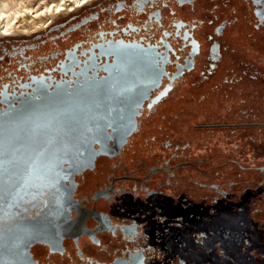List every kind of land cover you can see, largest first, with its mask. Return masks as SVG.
<instances>
[{
    "label": "flooded vegetation",
    "instance_id": "obj_1",
    "mask_svg": "<svg viewBox=\"0 0 264 264\" xmlns=\"http://www.w3.org/2000/svg\"><path fill=\"white\" fill-rule=\"evenodd\" d=\"M126 44L152 60L137 124L75 175L67 232L34 262L264 264V0H102L0 43V108L106 76Z\"/></svg>",
    "mask_w": 264,
    "mask_h": 264
},
{
    "label": "water",
    "instance_id": "obj_2",
    "mask_svg": "<svg viewBox=\"0 0 264 264\" xmlns=\"http://www.w3.org/2000/svg\"><path fill=\"white\" fill-rule=\"evenodd\" d=\"M148 53L120 45L106 76L53 89L37 81L34 94L0 108V264H36L31 247L66 234L75 175L111 148V128L121 145L137 124Z\"/></svg>",
    "mask_w": 264,
    "mask_h": 264
},
{
    "label": "bare ground",
    "instance_id": "obj_3",
    "mask_svg": "<svg viewBox=\"0 0 264 264\" xmlns=\"http://www.w3.org/2000/svg\"><path fill=\"white\" fill-rule=\"evenodd\" d=\"M16 1L0 0V36H9L16 31L30 34L40 28L42 22V26H49L50 18L57 13L72 12L96 0H47L44 5L39 7L26 4L14 9L12 5Z\"/></svg>",
    "mask_w": 264,
    "mask_h": 264
},
{
    "label": "rangeland",
    "instance_id": "obj_4",
    "mask_svg": "<svg viewBox=\"0 0 264 264\" xmlns=\"http://www.w3.org/2000/svg\"><path fill=\"white\" fill-rule=\"evenodd\" d=\"M18 1L19 2L16 1V3H17V4L15 3L16 5L13 3L14 5H12V6L14 7V9H18L21 7V5H26V4H27V6H28V4H29V6H31V4H33L32 6L39 7L40 5H44L47 0H18ZM100 1H102V0H96L93 3L86 5L85 7H82V8H78L77 10L72 11V12L57 13L54 17L50 18V21H49L50 25L49 26H42L43 25V22H42L40 25V28L31 32L30 34H25L23 32L16 31V32H13L9 36H5V37L0 36V43L12 41V40H17V39H22V38H31V37L36 36L38 34L46 33L52 27L56 26L57 24L64 22L65 20L73 17L75 14L80 13L83 9H85V8L95 4V3H98Z\"/></svg>",
    "mask_w": 264,
    "mask_h": 264
}]
</instances>
